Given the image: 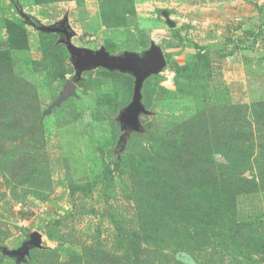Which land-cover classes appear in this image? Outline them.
<instances>
[{"label":"rangeland","instance_id":"rangeland-1","mask_svg":"<svg viewBox=\"0 0 264 264\" xmlns=\"http://www.w3.org/2000/svg\"><path fill=\"white\" fill-rule=\"evenodd\" d=\"M35 24L159 46L137 124L119 121L131 73H78ZM0 264H264V0H0Z\"/></svg>","mask_w":264,"mask_h":264},{"label":"water","instance_id":"water-1","mask_svg":"<svg viewBox=\"0 0 264 264\" xmlns=\"http://www.w3.org/2000/svg\"><path fill=\"white\" fill-rule=\"evenodd\" d=\"M40 30L52 31L62 34L61 41L65 44L68 52L74 57V64L77 72L87 70L89 68L102 67L108 70H117L119 72H129L134 77L133 96L131 103L120 113L119 121L121 126L128 129L135 126L138 117L146 110L141 103V87L143 81L150 74L157 73L163 69L166 64L164 54L157 45H151L149 50L144 54L123 53L121 55H111L104 48L93 51L88 48L74 46L70 42V33L65 26L54 28L37 27ZM74 83L69 81L64 86L62 92L52 103L57 106L64 101L69 95L73 94ZM40 236L37 232L32 233V238L19 249L12 251L11 254L20 255L39 245Z\"/></svg>","mask_w":264,"mask_h":264},{"label":"trees","instance_id":"trees-1","mask_svg":"<svg viewBox=\"0 0 264 264\" xmlns=\"http://www.w3.org/2000/svg\"><path fill=\"white\" fill-rule=\"evenodd\" d=\"M22 15L24 16V14H22ZM35 27H38V25L35 24ZM227 41H231V40L228 39ZM192 44L194 46H197V48H199L200 50H203V49H205V48L210 46V45H198V44H196L194 42H192ZM122 144H123L122 141H120L119 145L116 147L115 151L120 148V145L122 147ZM181 146H183V145L180 143V140H179V143H177L175 141L174 145L170 146V148L175 151V152L172 153V157H174L175 155L178 156V157L182 156L183 151L180 149ZM112 153H114V152H112ZM152 164L154 165V157H150L148 161H143V162H139V161H136V160H131L129 162V167L131 168V170L133 172H139V171L143 170V172L146 171L144 174L149 175V174H152V171L155 170L153 168ZM147 177H149V176H147Z\"/></svg>","mask_w":264,"mask_h":264}]
</instances>
